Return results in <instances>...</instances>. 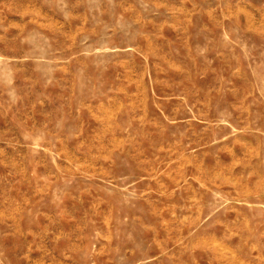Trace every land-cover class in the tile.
<instances>
[{"label": "rangeland", "instance_id": "rangeland-1", "mask_svg": "<svg viewBox=\"0 0 264 264\" xmlns=\"http://www.w3.org/2000/svg\"><path fill=\"white\" fill-rule=\"evenodd\" d=\"M0 264H264V0H0Z\"/></svg>", "mask_w": 264, "mask_h": 264}]
</instances>
